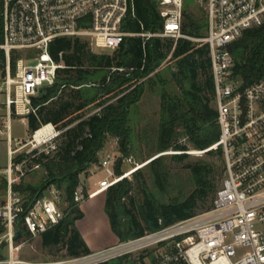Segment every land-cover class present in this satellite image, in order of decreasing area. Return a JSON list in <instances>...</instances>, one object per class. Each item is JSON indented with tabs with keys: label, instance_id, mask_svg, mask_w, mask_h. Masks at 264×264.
I'll list each match as a JSON object with an SVG mask.
<instances>
[{
	"label": "trees",
	"instance_id": "16d2710c",
	"mask_svg": "<svg viewBox=\"0 0 264 264\" xmlns=\"http://www.w3.org/2000/svg\"><path fill=\"white\" fill-rule=\"evenodd\" d=\"M201 1L206 0L183 1L181 32L189 38H179L176 43L172 38L128 36L114 51H95L87 40L78 37H59L49 42L50 56L64 68L57 71L53 85L41 88L32 98L35 112L27 116V123L31 134L49 123L63 131L57 149L50 154L22 153L14 159V163L27 159L29 167L38 165L42 170L35 183L22 177L12 184L24 208L14 222L16 244L31 239L24 217L33 203L53 188L70 211L58 225L40 235L42 248L51 256L62 251L64 257L91 253L76 227L84 214L80 206H74V192L80 184L87 188L85 182L111 138L116 139L123 157L136 150L138 153L142 141L152 143L147 152L139 151L143 159L173 151L151 160L144 170L135 171L132 181L123 178L106 191L105 212L119 241L184 222L199 210L212 208L224 178L222 150H208L195 160L187 153L207 150L220 134L209 46L192 40L205 37L207 32V15ZM133 4L135 16L124 20L123 31L162 30L157 0H133ZM3 8L0 0V44L4 41ZM228 49L235 62L233 74L243 86L264 77V22L244 31ZM19 55H12V66ZM146 94L159 98L153 141L141 130L139 104ZM172 165L180 166L185 176ZM115 173L121 171L115 167ZM134 187L136 205L130 197ZM6 188L2 175V193ZM126 198L131 200V207ZM121 263L118 259L107 264Z\"/></svg>",
	"mask_w": 264,
	"mask_h": 264
},
{
	"label": "built area",
	"instance_id": "2783aa9c",
	"mask_svg": "<svg viewBox=\"0 0 264 264\" xmlns=\"http://www.w3.org/2000/svg\"><path fill=\"white\" fill-rule=\"evenodd\" d=\"M157 1L162 30L127 33L122 24L135 16L133 0H3L0 79L5 100L1 103L0 134L6 135L8 165L3 172L7 188L0 203V264H107L118 259L121 264H264V77L243 86L233 74L235 62L228 49L244 31L264 22V0H206V35L192 39L209 46L220 128L217 142L197 152L221 148L225 167L212 208L79 257L42 261L18 257L24 241L15 243L14 222L24 208L12 184L39 166L29 167L27 159L14 163V159L22 153L50 154L57 149L63 131L49 123L12 146V118L23 120L35 112L32 98L41 88L53 85L57 71L64 68L50 56L49 42L78 37L87 40L92 50L114 51L128 36L172 38L175 43L189 38L181 32L184 0ZM14 53L20 55L12 66ZM38 131L41 134L37 136ZM123 160L132 163L130 156ZM117 161L111 154L102 159L104 177L95 188L78 185L74 206L106 192L129 175L115 173ZM61 204V195L53 188L33 203L24 217L31 238L60 223L70 211L66 203L65 207Z\"/></svg>",
	"mask_w": 264,
	"mask_h": 264
},
{
	"label": "rangeland",
	"instance_id": "374dc122",
	"mask_svg": "<svg viewBox=\"0 0 264 264\" xmlns=\"http://www.w3.org/2000/svg\"><path fill=\"white\" fill-rule=\"evenodd\" d=\"M200 6L206 11V1L200 2ZM84 39V38H81ZM101 51V50H95ZM0 114L4 113V107L1 105L2 101L5 100L4 95V85L2 80L0 79ZM140 112L142 115V125L141 130L142 133L146 134L150 140H154V134L157 129L158 120H159V98L154 94H146L139 104ZM12 127V146H16L17 141H25L31 137V132L28 127L27 118L21 119L19 116H14L11 122ZM146 140V137L144 138ZM152 143L149 145L145 143V141L140 142L138 153L132 154L130 157L132 158V163H126L122 156V154L118 150L116 139H109L106 147L104 148V152L101 153L99 158V163L93 166L92 173L90 177L85 182L86 187H96V183L98 180H101L104 177L103 172L100 169L101 158L105 157L107 154H111L118 159L116 167L121 171V173L130 172L129 175H126L124 178L128 180H133V174L137 170H144L145 165L149 163L151 160L166 154H171L173 151L163 152V153H153L147 155L144 159L141 158V149L147 152L149 147H151ZM191 160H195L197 158H202L205 156V153H199L196 150H190ZM102 158V159H103ZM8 165V156H7V142L6 135L0 134V181L3 172ZM172 167L176 168V171L180 172L185 176V172L182 171L180 166L172 165ZM42 175V170L38 167L35 170L28 172L25 175V179L29 182H37L38 179ZM104 197L105 194H102L88 202L86 208V218L78 223V227L84 240L91 252L102 250L106 247L112 246L118 242L116 235H114L108 217L104 211ZM130 197H132L134 201V205L137 204V188L134 187L132 192L130 193ZM4 200V193L0 190V203ZM130 199L126 198L125 202L127 206H130ZM209 205V203H208ZM207 205V206H208ZM62 207H65V203L61 204ZM205 212V210H199L198 214ZM64 251L60 252L57 256H51L48 254L46 250L42 248V239L40 236L36 238H31L30 240L24 241L21 243V247L18 252V257L21 260L26 261H42L49 260L55 258L64 257Z\"/></svg>",
	"mask_w": 264,
	"mask_h": 264
},
{
	"label": "crops",
	"instance_id": "0c3cea01",
	"mask_svg": "<svg viewBox=\"0 0 264 264\" xmlns=\"http://www.w3.org/2000/svg\"><path fill=\"white\" fill-rule=\"evenodd\" d=\"M105 150V149H104ZM104 150L103 151H101L100 153H99V158H100V155H101V153H103L104 152ZM103 158V157H102ZM102 158H101V160H102ZM93 169V168H92ZM88 188H92V187H88ZM102 194H105V192L104 193H102ZM102 194H100V195H102ZM100 195H98V196H100ZM98 196H96V197H98ZM96 197H94V198H96ZM94 198H92V199H94ZM92 199H88L87 201H85L84 203H82L81 205H80V209H81V211L83 212V214H84V216H83V218L82 219H80V220H78V221H76V227H77V229L79 230V232H80V229H79V227H78V223L80 222V221H82L83 219H85L86 218V208H87V205H88V202L90 201V200H92ZM104 211H105V197H104ZM106 213V212H105ZM107 215V214H106ZM108 217V216H107ZM108 221H109V218H108ZM110 224V223H109ZM80 234L82 235V233L80 232ZM115 235V234H114ZM83 237V236H82ZM118 238V237H117ZM83 239H84V237H83ZM85 241V240H84ZM118 241H119V239H118ZM86 243V242H85Z\"/></svg>",
	"mask_w": 264,
	"mask_h": 264
},
{
	"label": "bare ground",
	"instance_id": "6f19581e",
	"mask_svg": "<svg viewBox=\"0 0 264 264\" xmlns=\"http://www.w3.org/2000/svg\"><path fill=\"white\" fill-rule=\"evenodd\" d=\"M40 134H41V131H38V132H37V136L40 135ZM100 194H102V193H100ZM100 194H99V195H100Z\"/></svg>",
	"mask_w": 264,
	"mask_h": 264
}]
</instances>
